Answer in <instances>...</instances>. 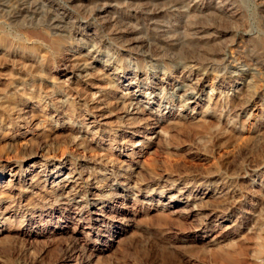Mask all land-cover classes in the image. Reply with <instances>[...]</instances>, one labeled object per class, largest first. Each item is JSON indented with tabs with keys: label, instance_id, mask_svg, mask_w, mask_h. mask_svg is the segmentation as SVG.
<instances>
[{
	"label": "rangeland",
	"instance_id": "1",
	"mask_svg": "<svg viewBox=\"0 0 264 264\" xmlns=\"http://www.w3.org/2000/svg\"><path fill=\"white\" fill-rule=\"evenodd\" d=\"M0 264H264V0H0Z\"/></svg>",
	"mask_w": 264,
	"mask_h": 264
},
{
	"label": "bare ground",
	"instance_id": "2",
	"mask_svg": "<svg viewBox=\"0 0 264 264\" xmlns=\"http://www.w3.org/2000/svg\"><path fill=\"white\" fill-rule=\"evenodd\" d=\"M93 58V57H92ZM82 63V62H81ZM86 63V62H85ZM111 64V63H110ZM88 69V65L87 64H81V65H79L77 68H76V72L77 73H83V72H85L86 70ZM86 73V72H85ZM182 96H184V95H182ZM187 96H189V98L190 99H192L193 97H191L192 96V93H190L189 95H187ZM185 97V96H184ZM26 140V139H25ZM21 143H22V141H21ZM21 143H19V144H21ZM26 143V142H25ZM24 143V144H25ZM18 145V144H17ZM21 146V145H20ZM22 147V146H21ZM20 152V151H19ZM35 154L37 155V153L35 152ZM35 154H33L32 156L34 157V156H36Z\"/></svg>",
	"mask_w": 264,
	"mask_h": 264
}]
</instances>
